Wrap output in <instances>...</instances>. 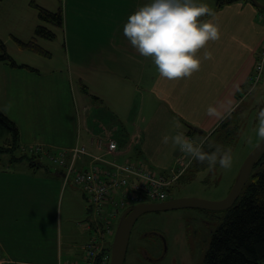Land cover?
I'll return each instance as SVG.
<instances>
[{
    "label": "crops",
    "instance_id": "crops-1",
    "mask_svg": "<svg viewBox=\"0 0 264 264\" xmlns=\"http://www.w3.org/2000/svg\"><path fill=\"white\" fill-rule=\"evenodd\" d=\"M138 9H130L127 19ZM102 13L113 16L111 5L106 4ZM65 14L63 33L62 28L42 22L56 33L53 42L63 38L59 59L40 44L44 39H36L53 55L52 79L47 84L32 79L44 74L29 62L37 58L31 55L40 56L34 52L22 49L25 60L15 59L38 72L0 63V109L19 128V146L68 147L79 137L87 143L91 136L106 138L102 133L106 131L107 137L119 142L117 158L140 155L152 168L166 173L176 166L182 151L171 138L165 144L163 137L185 135V122L211 138L243 101L264 43V20L253 5L240 2L211 10L203 21L219 26V39L198 50L201 66L197 71L170 80L160 75L150 57L131 45L124 25L121 34L111 35L108 20L99 22L100 27L85 24L86 36L78 37L69 29L72 14L67 3ZM206 52L211 56L206 57ZM209 106L217 109L216 115H209ZM135 107L138 112L132 114ZM112 130H120L123 136L110 137ZM134 139L136 145L129 149ZM11 158L0 154V253L21 264H57L66 254L60 229L65 186L60 170L51 176L25 161L11 162Z\"/></svg>",
    "mask_w": 264,
    "mask_h": 264
},
{
    "label": "rangeland",
    "instance_id": "rangeland-1",
    "mask_svg": "<svg viewBox=\"0 0 264 264\" xmlns=\"http://www.w3.org/2000/svg\"><path fill=\"white\" fill-rule=\"evenodd\" d=\"M32 1L33 0H7L6 2V0H4L3 2H0V35L3 37L4 43L9 50L8 53L11 54L14 59L25 60V57L21 55L22 49L17 44L15 37L29 41L32 36H35L37 26L43 25L38 17L37 10L31 7L30 3ZM34 1L53 12L58 11V8L61 6L59 0ZM61 1L63 3L64 27L67 23L65 14L67 3L70 14H72V17H69V29L70 32L76 31L78 37L86 36L87 28L85 27V24L100 27L98 23H103L107 20L110 23V26L107 27L109 33L111 35L116 33L121 34L123 25L128 16V11L134 7L138 9V7L144 5V0ZM196 2L206 3L210 10L216 8V0H196ZM106 4L111 5L113 16H106L102 13ZM204 16L199 19L201 20ZM259 19L264 20V10L260 11ZM81 23L84 24L79 27ZM64 29L65 28H62L61 33H63ZM62 41V37L56 42L44 39L41 40L40 44L44 48L50 50L54 56L57 57L56 59H59L58 53L63 48V45H61ZM263 50L264 43L259 49V55ZM40 56L31 55L32 58H37L29 62H33L31 64L43 69V75L32 78L34 83L43 85L47 84V80L52 79V77H50L51 75H49L52 74L49 70V66L52 60L50 57H53V55L50 53V57H48L49 60L44 58L45 56ZM56 61V65L59 66V61ZM86 64H89V62ZM33 81H30L29 84ZM242 100V102H239L240 105L235 109V114L233 116L231 115L232 117L230 116L231 119L225 122L217 135L209 138L202 147V150L207 153L215 152L217 145H223L226 148L230 147L233 156L232 166L230 168H224L221 166L209 167L207 161H198L195 168L192 169V171L189 170V172L191 171L190 177L184 180L185 184H181L178 187L175 185L170 195H173L174 197H196L210 201H219L227 197L238 178L245 159L263 139L258 136V113L260 109L264 108V69L262 74L255 76L250 87L246 90V93H244ZM46 102L47 101L45 100V103ZM138 109L139 108L137 107L133 108L132 114H136ZM51 111L52 108L49 110V115H51ZM54 111L57 110L54 109ZM94 133L98 135L95 131ZM102 133L105 137L109 135L106 131H103ZM211 135H213V133H211ZM121 136H123V134L120 130H117V133L112 130V135L110 137L119 139ZM92 138L93 137L91 136L87 143L79 137L75 144L68 146L67 148L71 150L73 148H79V154H83L82 158L86 159L89 163H105L106 160L92 155L95 154L96 156H99L101 152L98 147H93L97 142ZM86 145H89L90 147L84 152L83 147H86ZM117 159L121 163L126 162L124 159ZM262 164H264V158L256 168L254 167L253 175L260 171ZM52 168H55V166H52ZM153 168L157 171L163 172L162 169L156 167ZM37 170L43 171L44 174L47 175H55L54 172H48L44 168H38ZM62 196L60 229L62 228V241L66 253L63 256V260H67L76 257L77 254L79 256L81 253V246L90 238V234H87L86 236L84 229L86 230L87 225L85 220L89 219L91 213L88 211V202L81 187L73 181H70L68 185L63 187ZM169 212L170 211H166L165 213L149 212L139 219L137 222L138 224L134 229V235L131 239V252L128 264L129 262H132L133 264H157V262L148 261L146 258L142 257V254L138 253V247L140 246L143 250L148 249L151 253L152 249L155 250L157 254L160 253L161 249H157V245H161V241L158 238L149 237V239H144L141 237V233L146 231H156L157 233L165 234L168 238L170 249L161 264H204L205 254L208 250L210 241L217 229L221 226L224 215H226L225 212L214 214L198 209H185L172 213ZM119 220L120 218L115 219V230H117ZM204 221H206L205 225ZM101 238L106 249L112 246L114 239L113 234L110 235V239L106 236H102ZM0 256L2 257L1 254Z\"/></svg>",
    "mask_w": 264,
    "mask_h": 264
},
{
    "label": "trees",
    "instance_id": "trees-1",
    "mask_svg": "<svg viewBox=\"0 0 264 264\" xmlns=\"http://www.w3.org/2000/svg\"><path fill=\"white\" fill-rule=\"evenodd\" d=\"M4 0H0L3 2ZM58 11L53 12L41 5L37 4L34 0L30 3L31 7L36 9L38 17L41 22L64 28V14L63 3L61 0ZM239 2H251L250 0H216V10H221L226 6H230ZM260 10V9H259ZM206 14L205 16H207ZM201 20H205L206 17ZM42 38L48 41H54L57 35L54 31L50 30L45 25L37 26L35 30V38L29 42H24L18 38H15L17 44L21 49L29 50L38 55L50 57V52L37 44L36 39ZM8 48L4 43V40L0 37V63L8 64L12 68L25 69L31 72H38L32 66L27 64H18L16 59L8 53ZM242 104V103H241ZM240 105V104H239ZM236 111V110H235ZM235 111L225 119L219 128L213 132L211 138L219 132L225 122L229 121L235 114ZM232 115V116H231ZM231 116V117H230ZM186 124L187 134L194 136L199 135L202 139L206 135L198 134L199 131L190 124ZM7 137L8 140H7ZM100 138V137H99ZM20 131L16 123L11 120L0 109V153H8L14 155V153L21 147L19 146ZM207 138L204 143L207 142ZM204 145V144H203ZM100 158L104 160H116L117 155H111L106 152V149H100ZM95 155V154H92ZM23 157L15 156L13 161L28 160L31 168H37L39 163L36 162V156H27V153L22 155ZM26 158V159H25ZM264 158V155L257 162V165ZM84 161H87L84 159ZM83 161V162H84ZM199 160L196 159L192 169L195 168ZM80 163H83L79 161ZM98 166L103 164L102 162H96ZM45 165V164H44ZM219 163L215 167H219ZM47 168V167H45ZM81 170H89L90 164L83 163L80 165ZM254 171V170H253ZM188 177H185V179ZM184 176L181 180H185ZM109 206V205H108ZM112 208V206H109ZM216 213V212H209ZM223 222L213 235L208 250L205 254L204 264H264V164L261 165L260 171L250 176L249 181L244 187L240 199L237 201L234 207L225 211ZM101 229H105L104 223L99 226Z\"/></svg>",
    "mask_w": 264,
    "mask_h": 264
},
{
    "label": "clouds",
    "instance_id": "clouds-1",
    "mask_svg": "<svg viewBox=\"0 0 264 264\" xmlns=\"http://www.w3.org/2000/svg\"><path fill=\"white\" fill-rule=\"evenodd\" d=\"M205 14H211L209 6L196 0H148L128 17L123 33L141 55L153 60L162 77L170 80L188 77L201 66L198 50L220 37L217 24L199 19ZM205 55L210 57L211 53ZM208 113L216 115L217 109L209 106ZM258 116V136L264 138V108ZM170 138L182 152L200 162L207 161L209 167L217 163L224 168L232 166L230 147L217 145L215 152L207 153L202 150L206 138L196 143L184 133H177L173 137L164 136L163 142L167 144Z\"/></svg>",
    "mask_w": 264,
    "mask_h": 264
},
{
    "label": "built area",
    "instance_id": "built-area-1",
    "mask_svg": "<svg viewBox=\"0 0 264 264\" xmlns=\"http://www.w3.org/2000/svg\"><path fill=\"white\" fill-rule=\"evenodd\" d=\"M258 69L260 74L262 65ZM97 145L98 148L105 147L108 154L116 153L118 148L115 140H110L107 144L99 141ZM87 149V147H83L84 152ZM79 150V148H73L69 152L63 150L59 156L50 157L63 168L67 180L72 179L84 189L96 209L102 208L113 195L120 194V192L122 197L119 202L114 203L115 208H124L132 202L166 200L171 186L189 167L193 159L191 157L187 160L185 156L179 158V172L170 178L157 174L143 161L126 162L122 165L113 161L110 163L111 167L103 168L93 164L90 165L89 170H81L80 165L86 161L82 158L83 154H79ZM79 161L84 162L80 163ZM114 215L112 213L109 217L113 218ZM106 230L108 234H112L110 224ZM82 259L83 263L78 260H67L60 264H110L111 255L110 251L97 246L96 243H91L86 247ZM0 264H11V262L0 259Z\"/></svg>",
    "mask_w": 264,
    "mask_h": 264
},
{
    "label": "water",
    "instance_id": "water-1",
    "mask_svg": "<svg viewBox=\"0 0 264 264\" xmlns=\"http://www.w3.org/2000/svg\"><path fill=\"white\" fill-rule=\"evenodd\" d=\"M251 1L259 8H264V4L259 2V0ZM263 155L264 138L247 156L233 188L231 189L227 197L222 200L210 201L196 197H178L160 203L140 204L126 211L120 219L112 244L111 264L125 263L132 230L137 221L146 213L166 212L182 209H198L210 212H224L234 207L241 197L242 191L249 181L254 167Z\"/></svg>",
    "mask_w": 264,
    "mask_h": 264
},
{
    "label": "flooded vegetation",
    "instance_id": "flooded-vegetation-1",
    "mask_svg": "<svg viewBox=\"0 0 264 264\" xmlns=\"http://www.w3.org/2000/svg\"><path fill=\"white\" fill-rule=\"evenodd\" d=\"M170 198H171V196H170ZM176 211H178V210H176ZM201 211H203V210H201ZM172 212H175V211H170L169 213H172ZM204 212H206V211H204ZM137 224L138 223H136L135 226ZM205 224H206V221H204V225ZM135 226H134V228L132 230V233H131V238H130V243H129V247H128V252H127V257H126V260H125V264H128V259H129V255H130V252H131L130 251L131 250L130 249L131 239H132V237L134 235ZM141 237L144 238V239H149V237L150 238H158L161 241V245H157V249H161L159 254H157L156 251L153 250V249H152V253H151V252L148 251V249L143 250L141 246L138 247L139 248L138 249V253L142 254V257L146 258L150 262H157V264H161L162 261H164V259L166 258V255L168 254L169 249H170V245H169V241H168L167 236L165 234H162V233L161 234L157 233L156 231H154V232L146 231V232H142L141 233ZM129 264H133V263L129 262Z\"/></svg>",
    "mask_w": 264,
    "mask_h": 264
}]
</instances>
